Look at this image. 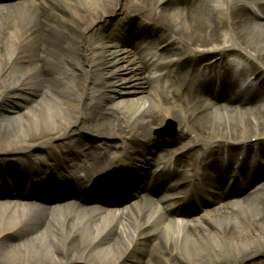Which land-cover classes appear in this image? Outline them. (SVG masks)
<instances>
[{
    "label": "bare ground",
    "instance_id": "1",
    "mask_svg": "<svg viewBox=\"0 0 264 264\" xmlns=\"http://www.w3.org/2000/svg\"><path fill=\"white\" fill-rule=\"evenodd\" d=\"M159 1L133 3L151 13ZM205 1L212 7L204 5ZM231 1L172 0L170 5H157L155 16L151 13L140 23L151 31L162 29L161 33L171 34L168 40L172 42L164 49L171 60L160 65H148L139 57L130 36H114L112 24L109 32V28H102L105 18L116 13L123 15L114 24L117 30L120 25L126 27L125 18L131 14L124 2L0 1V108L16 113L0 119V181L11 187L9 195L21 196L20 190L27 189V183L30 187L59 178L81 185L92 183L107 170L128 176L145 172L147 156L157 146L146 154V147L136 140L151 139V131L159 123L175 119L176 113L170 110L174 105L182 107L178 143L185 147L188 137L193 136L200 144L194 157L183 161H201L221 173L216 163L219 154L236 157L240 153L249 157L252 171L259 163L263 171L264 115L259 110L249 112L243 106L233 112L228 104L227 110L221 111L215 102H208L204 88L191 76H178L171 84V97L168 94L162 100L159 89H151L144 74L149 70L151 74L146 75L154 78L152 74L165 71V82L173 68L186 61L204 60L215 52L230 67L227 75L257 72L256 78H263L264 85V0H235L249 3L256 15L252 10L235 13ZM157 38L160 43L167 41L162 35ZM201 48L206 52H199ZM52 107L60 110L59 115L51 113ZM78 127L100 139L114 138L115 143L128 136L132 146L124 149L125 154L110 158L107 169L101 168L114 143L105 139L90 149ZM240 127H245L246 133ZM252 137L257 147L249 143ZM215 142H222V147L212 148ZM127 148L132 149V155L126 154ZM81 155L82 164L73 166L74 156ZM126 155L131 162H126ZM157 160L155 168L171 164L170 156ZM75 166L87 176L73 173ZM61 168H70L66 176ZM170 176L169 172L160 175L156 188L167 186ZM128 184L132 191L141 187L132 179ZM174 188L179 189V196L162 204L147 201L124 212L97 203L88 206L89 214L80 215L79 220L69 205L55 210L18 200L0 201V264H246L254 254L257 257L252 264H264V195L262 200L255 197L263 185L250 192L235 210L220 207L194 217L179 215L181 218L169 214L178 213L174 207L191 201L199 192L185 186L180 178ZM216 196L222 198L221 194ZM9 240L13 242L6 246ZM86 257H90L88 261H64ZM46 259L52 261H42Z\"/></svg>",
    "mask_w": 264,
    "mask_h": 264
},
{
    "label": "rangeland",
    "instance_id": "2",
    "mask_svg": "<svg viewBox=\"0 0 264 264\" xmlns=\"http://www.w3.org/2000/svg\"><path fill=\"white\" fill-rule=\"evenodd\" d=\"M130 2H129V0H126V5L127 4H129ZM11 101L13 100L12 98L10 99ZM88 103V101H85V104H84V106L86 105ZM11 105V104H10ZM174 109H176V107H174ZM51 113L52 114H54L55 116H57V115H59V113H60V110L56 107H52V109H51ZM12 114H16L15 112H7V111H5V110H3V109H1L0 108V119H2L3 117H5V116H11ZM16 116V115H15ZM173 122L175 123V125H176V127H177V124H176V121L175 120H173ZM20 124V122L18 121V125ZM78 133H82V136L83 137H87L86 138V141L84 142L86 145H96V144H98V143H100V142H102L103 140L102 139H100V138H98V137H96L95 135H94V137L95 138H97L95 141H93V142H89L90 140H91V135H93L92 133H89L88 131H86V130H82V128L81 127H79V130H78ZM84 133H85V136H84ZM18 136H19V138H20V134H18ZM93 137V138H94ZM1 145H3V144H1ZM49 147H52V145L50 144V146ZM84 156H80L79 157V161L83 158ZM84 159H82V161H83ZM82 161H80L79 162V164H82ZM74 169V168H73ZM76 170V169H75ZM76 171H78V170H76ZM85 170H83V172L82 173H80L82 176L83 175H85ZM57 209V208H56ZM85 212H81V213H75V214H73V217H74V215H75V220H79L80 219V215L81 214H84ZM70 215V214H69ZM68 215V216H69ZM64 216V214H60V217L62 218ZM71 217V216H70ZM60 218V219H61ZM64 225H66V224H64ZM19 238V237H18ZM13 241H8L5 245L7 246V245H9V244H11ZM255 255H257V254H254L252 257H250V258H247L245 261H247L246 262V264H252V259H256V257L257 256H255ZM90 257H86V259H71V260H64V261H87L88 259H89ZM0 261H3V260H1L0 259ZM42 261H49V262H51L52 260H48V259H46V260H42ZM253 261H255V260H253Z\"/></svg>",
    "mask_w": 264,
    "mask_h": 264
}]
</instances>
